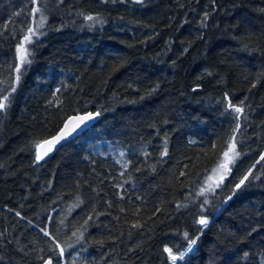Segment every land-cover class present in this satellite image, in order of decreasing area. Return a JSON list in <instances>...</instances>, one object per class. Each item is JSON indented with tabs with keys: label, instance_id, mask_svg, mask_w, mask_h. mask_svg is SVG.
Listing matches in <instances>:
<instances>
[{
	"label": "trees",
	"instance_id": "obj_1",
	"mask_svg": "<svg viewBox=\"0 0 264 264\" xmlns=\"http://www.w3.org/2000/svg\"><path fill=\"white\" fill-rule=\"evenodd\" d=\"M34 7L0 0V81L13 76L16 47L39 19ZM40 7L44 34L27 45L32 63L0 114V264H172L166 247L186 253L176 264H264V0ZM225 94L243 101L239 119ZM88 112L100 114L92 128L36 160L34 141ZM237 123L241 155L201 195ZM111 146L126 153V169L99 153Z\"/></svg>",
	"mask_w": 264,
	"mask_h": 264
},
{
	"label": "snow or ice",
	"instance_id": "obj_2",
	"mask_svg": "<svg viewBox=\"0 0 264 264\" xmlns=\"http://www.w3.org/2000/svg\"><path fill=\"white\" fill-rule=\"evenodd\" d=\"M62 2V0H61ZM137 3H142L143 0H135ZM214 2V0H213ZM32 3L35 5L33 8V14H39L38 21H34L35 26H30L27 30V33L23 36L22 41H20L16 47V54H17V61L18 63L15 64V66L12 68L13 76L11 80H3L0 81V83H3L7 85L6 88L0 89V114L5 113L10 107L12 103V96L13 93L16 91V86L19 84L22 72L21 69H24L26 65H30L32 63L31 57L33 56V52L27 47V45L32 44L33 37H39L40 35H43L44 33L40 30L45 27L46 24V17L43 15V12L40 7V0H32ZM208 17V13L205 12L204 21L202 23L206 22ZM86 19L89 21H95L97 20L96 17L92 15L86 16ZM4 29L7 30V25H4ZM3 33H0L2 35ZM255 85H253L254 87ZM57 92H59V89H57ZM225 99L227 100V109H231L232 112L237 114V119L244 113V107H243V101H241L240 105H234L230 98H228L227 94H225ZM96 116H99V112L95 114ZM94 119V115L91 112L86 113L85 115H76V116H69L64 121L63 125L58 129V131L51 136L49 139H43L41 141H34V147L36 149V155L35 158L37 161L43 160L50 152L53 151L55 146L57 144H60L62 141L66 140L69 136H71L73 133H75L78 129H81L82 126L86 125L87 122L92 121ZM240 130V124L237 123L235 128L232 130V135L228 137V139L225 141L224 145L221 146V156L222 159L218 160L217 167L212 169V176H208L206 178L207 181L211 182L208 183L207 187L201 189V195H203L206 192H212L216 188H219L221 186V183L226 178L227 174L231 173V167L230 165H233L236 160L240 157L241 153L237 150L238 144L236 139V133H238ZM213 149L216 148V145L212 146ZM123 155V153H121ZM162 156L168 155L166 142H165V148L163 152L161 153ZM260 160L264 161V155L260 156ZM259 163V161H257ZM127 167V165H125ZM216 173H219L218 178H216ZM181 175H184L182 172ZM252 176V171L249 170L246 175L243 176L242 179L239 180L238 183L234 185V189L238 190L243 185H245V182L249 180V177ZM254 179L259 180L260 176L257 175L254 177ZM119 188L120 185H117ZM235 190L232 192V195H235ZM232 195L228 196V199L232 198ZM204 203H207V200L204 201ZM203 206V205H202ZM179 207V205H178ZM16 215H20L19 212L16 213ZM91 219V217H89ZM200 225L204 226L205 228L208 226V219L206 217L201 216V218L197 221ZM87 223V221H85ZM133 227H141L139 224L133 225ZM40 231L45 235L50 237V239L54 242V246L51 249L52 252L57 253L58 257H63L65 255V246L60 243V241L57 239L55 235H53L47 228H41ZM73 236H76L77 233L73 232ZM82 235V233H81ZM185 237L187 238L188 233H184ZM198 238H193L189 241V246L187 251H192V245H195ZM69 248L72 247L71 244L67 245ZM165 252L168 253L169 258L172 261V264H176L177 260H183L186 253L181 251L178 254H174L172 248H165ZM245 256H247V253H245ZM40 259L43 261V264H54V259L52 256H49L47 259H45L43 256L40 257ZM56 264H59V260L57 259Z\"/></svg>",
	"mask_w": 264,
	"mask_h": 264
},
{
	"label": "water",
	"instance_id": "obj_3",
	"mask_svg": "<svg viewBox=\"0 0 264 264\" xmlns=\"http://www.w3.org/2000/svg\"><path fill=\"white\" fill-rule=\"evenodd\" d=\"M86 114V113H85ZM85 114H80V115H85ZM94 115V119L92 121L87 122L86 125L82 126L81 129H78L75 133H73L71 136H69L66 140L62 141L60 144H57L55 146V148L53 149L52 152H50L48 154V156H46L43 160H47L48 158H50L59 148H61L62 146H64L65 144H67L68 142H70L71 140L75 139L76 137L80 136L82 133H84L85 131L89 130L99 119H100V115L96 116V113H92ZM40 161V162H41Z\"/></svg>",
	"mask_w": 264,
	"mask_h": 264
},
{
	"label": "rangeland",
	"instance_id": "obj_4",
	"mask_svg": "<svg viewBox=\"0 0 264 264\" xmlns=\"http://www.w3.org/2000/svg\"><path fill=\"white\" fill-rule=\"evenodd\" d=\"M99 153L105 156H112L116 158L122 168L124 169L127 168L125 167V165H128V161L126 159V153L123 150L111 146L108 148V150L105 153L101 151ZM121 153H123V155H121Z\"/></svg>",
	"mask_w": 264,
	"mask_h": 264
},
{
	"label": "bare ground",
	"instance_id": "obj_5",
	"mask_svg": "<svg viewBox=\"0 0 264 264\" xmlns=\"http://www.w3.org/2000/svg\"><path fill=\"white\" fill-rule=\"evenodd\" d=\"M99 115H100V114H99ZM75 116H76V115H75ZM99 120H100V119H99ZM99 120H98V121H99ZM98 121H97V122H98ZM92 127H93V126H92ZM92 127H91V128H92ZM85 132H86V131H85ZM82 134H83V133H82ZM76 138H77V137H76ZM73 140H74V139H73ZM71 141H72V140H71ZM39 162H40V161H39Z\"/></svg>",
	"mask_w": 264,
	"mask_h": 264
}]
</instances>
